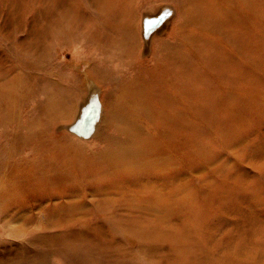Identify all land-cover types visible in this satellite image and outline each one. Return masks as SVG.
Here are the masks:
<instances>
[{
  "label": "rangeland",
  "instance_id": "374dc122",
  "mask_svg": "<svg viewBox=\"0 0 264 264\" xmlns=\"http://www.w3.org/2000/svg\"><path fill=\"white\" fill-rule=\"evenodd\" d=\"M37 2L50 0L19 1V15ZM159 3L140 5L142 30L168 23L171 9L160 10ZM185 5L186 13L175 18L180 21L175 35L161 34L172 40L170 48L153 44L155 58L145 56L149 51L142 45L136 52L135 160L125 161L114 147L107 152L115 158L97 157L105 139L94 138L84 150L74 140L73 148L62 146L69 150L63 157L59 146L7 139L0 161V243L7 253L34 251L31 238L55 234L46 218L71 220L69 227L87 219L91 225L83 236L96 244L88 249L93 255L88 264H133L129 258L136 264H264V0H189ZM5 15L4 10L0 16ZM31 15L21 14L26 24ZM66 55L63 60L71 64ZM83 72L85 62L74 74L81 80ZM83 87L88 94L80 98L78 119L89 122V130L100 123L102 107L92 101L96 94L88 84ZM111 128L99 131L110 139ZM70 192L82 196L65 198ZM146 202H156L160 228L178 234L171 253L149 257L139 249L143 238L136 236L121 244L134 248L136 242V253L111 241V256L107 241L113 227L137 235L151 223L152 214L140 206ZM99 211L107 222L97 219ZM11 217L19 221L12 227L7 226ZM37 255L47 264H77L69 253L64 262Z\"/></svg>",
  "mask_w": 264,
  "mask_h": 264
},
{
  "label": "bare ground",
  "instance_id": "6f19581e",
  "mask_svg": "<svg viewBox=\"0 0 264 264\" xmlns=\"http://www.w3.org/2000/svg\"><path fill=\"white\" fill-rule=\"evenodd\" d=\"M19 1H23L24 5L30 0H0V15L6 11L5 16H0L3 22L0 24V64L11 62L6 68L0 66V161L6 157L4 152L9 142L15 144L19 139L40 142L47 147L59 146L62 151L58 154L63 157L69 152L68 149L63 150L64 147H72L74 140L78 142L77 149L84 150L94 138L99 142L104 139L107 141L97 157L103 156L108 161L115 158L116 155L107 152L114 147L121 151L125 161L135 160L136 52L139 54L142 45L145 52L149 51L147 54L143 51L145 56L155 58L158 52L151 50L153 44L159 43L162 50L170 48L172 40L161 38V34L167 31L175 35L176 26L179 27L180 22L175 18L178 14L186 13L185 2L189 0H50L48 4L39 5L37 2L34 5L35 12L34 6L25 5L20 15ZM158 1V5L162 6L160 10L171 9L168 23L163 20L164 27L155 25L152 29L151 23L148 29L142 30L140 5ZM21 14H32L27 18V24L24 21L26 17L23 18ZM66 54L71 57V64L63 60ZM84 62L85 72L80 80L74 71ZM157 65L155 62L152 66ZM84 83L88 84L91 94H96L92 101L102 107L99 108L100 123L92 128L91 135H87L92 131L86 128L89 122L83 123L78 119L82 116L78 111L80 98L88 94L87 88L83 87ZM125 99L133 103L129 101L125 106ZM58 120L62 125L55 128ZM104 125L112 127L110 139L99 131ZM50 127L57 129V134ZM64 140L65 145H62ZM75 196L82 195L70 192L65 198ZM145 204L140 206L145 209V213L152 214L151 223L137 235L136 230L125 233L112 226L114 233L107 241L108 246L112 241L111 244L118 245L122 251L136 253V247L139 246L136 242L134 248L123 247L121 244L123 239L137 236L143 238L139 249L149 257L171 253V241L178 234L169 235L160 228L162 224L159 214L155 212L159 210L156 202ZM51 210L48 209L46 214ZM97 214L98 220L107 222L105 212L99 211ZM45 220L48 225H55V234L52 232L31 238L30 245L36 247L34 251L21 248V252L7 253V245L0 243V264H47L48 261L37 257L39 252L47 253L52 258L57 257L59 262H64L68 253L73 255L77 264H88L91 261L88 258L93 255L88 249L96 244L88 242L83 236L86 235L85 226H90L91 220L75 221L70 227L67 223L71 220ZM7 222V226L12 227L19 221L11 217ZM72 231L75 234L70 233ZM50 236L54 238L48 239ZM59 239L61 243L56 242ZM113 247H109L111 256ZM129 259L136 264L137 260Z\"/></svg>",
  "mask_w": 264,
  "mask_h": 264
}]
</instances>
